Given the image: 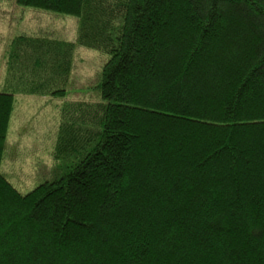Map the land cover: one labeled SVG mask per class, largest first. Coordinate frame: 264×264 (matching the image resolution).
<instances>
[{"label": "trees", "instance_id": "trees-1", "mask_svg": "<svg viewBox=\"0 0 264 264\" xmlns=\"http://www.w3.org/2000/svg\"><path fill=\"white\" fill-rule=\"evenodd\" d=\"M17 3L80 23L6 50L0 264H264V0ZM79 46L108 56L96 97L64 105L62 174L22 194L16 95L67 97Z\"/></svg>", "mask_w": 264, "mask_h": 264}, {"label": "rangeland", "instance_id": "rangeland-1", "mask_svg": "<svg viewBox=\"0 0 264 264\" xmlns=\"http://www.w3.org/2000/svg\"><path fill=\"white\" fill-rule=\"evenodd\" d=\"M79 23L77 16L20 6L17 0H0V91L4 83L6 50L15 37L25 35L76 42ZM107 58L97 50L79 46L67 97L16 95L1 171L22 194L61 176L63 165L62 161L57 162L56 156L58 152L60 157L64 154L60 145L57 150V144L61 123L71 116L64 112V105L96 97L94 88Z\"/></svg>", "mask_w": 264, "mask_h": 264}]
</instances>
